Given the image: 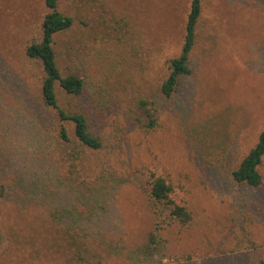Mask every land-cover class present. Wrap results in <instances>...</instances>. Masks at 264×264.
<instances>
[{
  "label": "rangeland",
  "instance_id": "374dc122",
  "mask_svg": "<svg viewBox=\"0 0 264 264\" xmlns=\"http://www.w3.org/2000/svg\"><path fill=\"white\" fill-rule=\"evenodd\" d=\"M192 1L61 2L75 24L56 37L58 63L64 76L86 81L104 141L92 164L103 179L87 195L74 185L71 196L52 202L47 193L65 178L55 155L60 124L43 104L42 69L26 53L49 9L45 0H0V264H63L52 245V208L78 205L89 216L83 200L101 209L79 225L104 264L264 260V185L238 186L230 174L264 129V0H201L191 73L168 99L160 90L182 54ZM59 99L80 109L60 89ZM142 100L154 103V130H130ZM154 175L192 213L189 225L154 204ZM151 232L157 239L148 255Z\"/></svg>",
  "mask_w": 264,
  "mask_h": 264
},
{
  "label": "trees",
  "instance_id": "16d2710c",
  "mask_svg": "<svg viewBox=\"0 0 264 264\" xmlns=\"http://www.w3.org/2000/svg\"><path fill=\"white\" fill-rule=\"evenodd\" d=\"M64 0H45L49 12L41 23L40 38L33 41L27 47V56L39 63L42 69L43 79L40 93L43 104L56 112L59 120V144L55 155L58 163L63 166L64 180L60 175L56 178L57 188L53 193H47L50 200H65L67 195L76 190L74 185L82 190V194L87 195L98 184L102 182L103 175L97 173V168L92 164V153H96L104 148L103 131L99 129V124L90 115L86 97V81L76 74L64 76L58 63V53L55 49L56 37L70 31L75 21L72 17L65 15L59 10L61 2ZM203 14L201 0H193L191 11L188 16L186 26L185 43L182 54L179 58L171 61V73L161 86V94L171 99L182 76L191 73L189 61L191 53L196 44L197 27ZM59 89L68 97L78 101V107H62L59 99ZM73 101V100H72ZM74 102V101H73ZM84 103V105L82 104ZM71 104V102H70ZM84 106V108H82ZM140 112H136L132 117L130 130L144 128L154 130L157 126L154 103L147 100L139 102ZM145 119V123L143 121ZM72 126V127H71ZM73 131V136L71 131ZM129 130L125 131V138ZM117 137L121 135V129H116ZM264 161V129L259 136L257 144L243 158L236 169L231 171V177L235 185L259 188L264 185V174L262 164ZM61 175V176H63ZM56 184L55 182H53ZM42 188L47 191L46 185ZM80 191V190H79ZM172 185L164 177L153 176L151 182L150 198L154 204L165 206L170 210V215L186 226L192 220V213L186 206L178 205L171 199L173 194ZM59 204V203H57ZM83 206L90 207L89 216H81V207L77 205L74 209H64L61 205L52 208V245L56 246L57 252L61 253L63 264H104L103 255L92 245L93 241L88 234L80 233L79 221L93 219V214L100 212L99 205L93 207L87 201H82ZM86 217V218H85ZM61 223L66 224L65 226ZM81 223V222H80ZM150 245L145 250L148 255L153 254L156 243V235L149 233ZM264 264V260L260 262Z\"/></svg>",
  "mask_w": 264,
  "mask_h": 264
}]
</instances>
